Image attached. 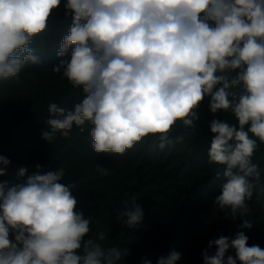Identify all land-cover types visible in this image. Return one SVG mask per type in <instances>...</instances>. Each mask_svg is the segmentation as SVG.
I'll return each mask as SVG.
<instances>
[{"label": "clouds", "instance_id": "9594fccd", "mask_svg": "<svg viewBox=\"0 0 264 264\" xmlns=\"http://www.w3.org/2000/svg\"><path fill=\"white\" fill-rule=\"evenodd\" d=\"M61 7L71 26L52 70L83 98L71 109L49 104L42 138H68L73 125L84 132L90 122L98 154L124 155L149 136L164 149L184 140L172 138L178 126L195 130L198 109L210 98L214 116L223 112L235 121L209 123L208 163L224 166L225 178L214 203L226 219L247 217L254 193L264 198L253 162L264 144V0H0V84L19 82L23 69L43 62L32 45ZM9 164L0 155V176ZM97 171L108 175L100 165ZM26 172L20 168L18 175ZM64 176L58 168L37 171L24 183L0 181V264H122L129 255L105 246L103 231L89 235L92 219L78 208L75 184L63 183ZM144 214L133 198L116 219L132 229ZM239 227L252 223L244 219ZM248 240L242 230L210 240L203 264H264V249ZM180 260L172 250L157 264ZM142 264L151 261L145 257Z\"/></svg>", "mask_w": 264, "mask_h": 264}, {"label": "trees", "instance_id": "16d2710c", "mask_svg": "<svg viewBox=\"0 0 264 264\" xmlns=\"http://www.w3.org/2000/svg\"><path fill=\"white\" fill-rule=\"evenodd\" d=\"M70 26L71 19L65 18L61 7L51 18L47 32L32 45L43 62L23 69L19 82L0 84V155L10 160L0 181L24 183L37 171L44 174L63 168L62 182L75 184L72 191L80 201L78 208L92 219L89 235L94 238L103 231L105 246L128 249L122 264H142L145 257L157 264L160 256L166 257L172 250L181 254L177 264H203L202 252L210 240L220 235L235 237L241 230L249 237V246L264 249V198L258 201L254 193L248 201L249 215L234 220L226 219L214 203L225 178L224 166L208 163L213 137L209 123L213 118L235 121L223 112L214 116L208 107L210 98L198 109L200 119L195 130L178 126L172 138L183 135L184 140L164 149L149 136L124 155L98 154L92 148L90 122L83 126L84 132L73 125L68 138L57 134L52 143L42 138L49 104L71 109L83 98L81 89L73 88L52 70L62 59L56 52ZM253 162L259 165L264 180V144L257 149ZM37 165L41 166L39 170ZM97 165L106 168L108 175H101ZM20 168L27 169L24 177L18 175ZM133 198L145 214L140 224L128 229L116 216L123 202ZM244 219L252 223L251 229L239 227Z\"/></svg>", "mask_w": 264, "mask_h": 264}]
</instances>
